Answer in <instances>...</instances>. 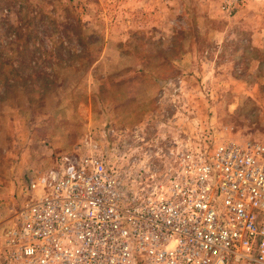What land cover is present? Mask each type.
<instances>
[{"label":"rangeland","instance_id":"rangeland-1","mask_svg":"<svg viewBox=\"0 0 264 264\" xmlns=\"http://www.w3.org/2000/svg\"><path fill=\"white\" fill-rule=\"evenodd\" d=\"M263 135L264 0H0V240L63 154L143 193Z\"/></svg>","mask_w":264,"mask_h":264},{"label":"built area","instance_id":"built-area-1","mask_svg":"<svg viewBox=\"0 0 264 264\" xmlns=\"http://www.w3.org/2000/svg\"><path fill=\"white\" fill-rule=\"evenodd\" d=\"M149 192L63 154L0 240L8 264H264V135L185 149Z\"/></svg>","mask_w":264,"mask_h":264},{"label":"crops","instance_id":"crops-1","mask_svg":"<svg viewBox=\"0 0 264 264\" xmlns=\"http://www.w3.org/2000/svg\"><path fill=\"white\" fill-rule=\"evenodd\" d=\"M0 223H2V221Z\"/></svg>","mask_w":264,"mask_h":264}]
</instances>
